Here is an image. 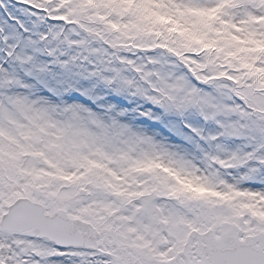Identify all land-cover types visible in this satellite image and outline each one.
I'll use <instances>...</instances> for the list:
<instances>
[{
    "label": "snow or ice",
    "instance_id": "obj_1",
    "mask_svg": "<svg viewBox=\"0 0 264 264\" xmlns=\"http://www.w3.org/2000/svg\"><path fill=\"white\" fill-rule=\"evenodd\" d=\"M15 4L42 24L0 0L19 36L0 29V264H168L189 207L222 199L210 214L243 223L264 206V14L233 15L242 0H78L135 49L107 71L45 46L44 25L71 23L64 9ZM78 231L95 239L65 242ZM134 237L145 250L123 246Z\"/></svg>",
    "mask_w": 264,
    "mask_h": 264
},
{
    "label": "rangeland",
    "instance_id": "obj_2",
    "mask_svg": "<svg viewBox=\"0 0 264 264\" xmlns=\"http://www.w3.org/2000/svg\"><path fill=\"white\" fill-rule=\"evenodd\" d=\"M9 4V11L21 16L30 26L33 31L42 24L41 16L35 13H30L27 8L17 6L15 0H6ZM198 3H209L210 0H196ZM245 7H237L233 9V15L239 17L252 13L264 14V7L261 6V0H242ZM35 7L43 8L49 14L57 12L58 9H64L60 15H67L71 23L44 25L45 28L50 27L49 39L45 42L46 47L52 48L57 55L66 57H76L85 61L100 63L107 71H112L114 68L126 67L106 61L114 60L121 55L135 51L127 47H120L122 42L126 43L122 34L111 31L104 22L96 19L95 16L89 14V11L79 9L78 0H33ZM90 12H98L100 14L109 13L113 20H117L118 16L109 8L100 5L93 7ZM42 15V14H41ZM6 17L3 12H0V29L9 37L10 42H19V36L16 34L10 23H5ZM33 45L25 41L21 49L30 48ZM139 63V60H137ZM15 145L5 138L3 151L15 150ZM141 149H136L138 154ZM127 164V161H121L120 166ZM21 183L24 182L23 177L20 178ZM5 183L8 186L4 193L5 200L11 195L14 190L11 185L15 180H9V174H5ZM33 199H38L39 196L45 195L39 189H35L32 193ZM225 203L222 199L210 200L206 205H196L189 207V211L198 215L195 222L190 227L180 225L176 227L169 235L171 242L168 249L169 259L168 264H209V251L215 247H232L235 244L245 243L250 244L255 249L261 251L264 255V206H254V211L251 213L250 219H244L241 223V218L235 215L228 220L221 217L219 213L211 215L213 208L220 207ZM228 207L238 208L239 205H231ZM87 233L85 243L90 239H95L91 233ZM243 232L244 239L238 240L237 233ZM107 239V237H105ZM102 242V241H101ZM124 247L134 251L145 250L144 242L134 237L124 242ZM137 264H140L138 261ZM264 264V260H263Z\"/></svg>",
    "mask_w": 264,
    "mask_h": 264
},
{
    "label": "water",
    "instance_id": "obj_3",
    "mask_svg": "<svg viewBox=\"0 0 264 264\" xmlns=\"http://www.w3.org/2000/svg\"><path fill=\"white\" fill-rule=\"evenodd\" d=\"M87 234L78 231L73 239L67 243L83 244ZM209 253V264H263L264 255L250 244L240 243L232 247L211 248Z\"/></svg>",
    "mask_w": 264,
    "mask_h": 264
},
{
    "label": "bare ground",
    "instance_id": "obj_4",
    "mask_svg": "<svg viewBox=\"0 0 264 264\" xmlns=\"http://www.w3.org/2000/svg\"><path fill=\"white\" fill-rule=\"evenodd\" d=\"M85 233V232H84ZM87 234V233H86ZM216 248V247H215ZM218 248H224V247H218Z\"/></svg>",
    "mask_w": 264,
    "mask_h": 264
}]
</instances>
